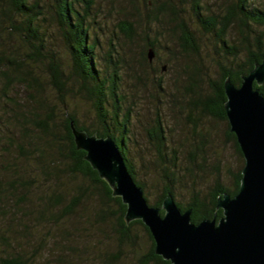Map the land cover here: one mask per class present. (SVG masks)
Returning a JSON list of instances; mask_svg holds the SVG:
<instances>
[{"label":"trees","instance_id":"1","mask_svg":"<svg viewBox=\"0 0 264 264\" xmlns=\"http://www.w3.org/2000/svg\"><path fill=\"white\" fill-rule=\"evenodd\" d=\"M129 1L145 30L140 57L133 55L132 60L153 71V60L167 46L156 38L149 39V24L154 22L157 29L153 32L158 33L167 22L164 17L180 15L181 9L172 0ZM253 3L233 0L222 15H206L198 4L193 5V19L179 22L178 43L188 61L181 65L184 81L179 85L183 96L179 99L180 120L186 130L177 147L169 128L156 115L148 136L156 147L161 187L157 196L150 199L132 158L137 113L128 106L121 85L123 68L127 69L128 63L120 58V44L116 43L119 48L112 42L108 43L106 55H113L114 59L103 61L94 20L95 12L100 10L95 6L96 0H0V220L11 215L5 227L0 225V264H29L31 259L21 252L18 241L13 238L17 243L14 247L9 238L14 224L23 225L27 235L36 232L38 237L39 231L32 249L50 250L56 264H75L64 252L80 247L86 254L85 260L96 259L99 264H119L126 251L132 254L134 264H172L155 253L154 239L140 219L125 221L126 205L84 159L85 151L76 147L71 122L88 134L112 138L133 180L142 187L148 205L160 208L161 214L163 199L170 192L182 211L190 209L194 223L222 215V209L216 207L217 199L223 193L233 196L238 192L244 165L225 113L224 81L230 77L239 86L241 75L248 74L254 63L264 58V8ZM119 10L128 12L124 6ZM231 28H236L242 37L239 44L229 36ZM199 29L215 38L212 50L224 61L219 62L215 78L200 54L194 35ZM118 30L125 41L133 43L136 32L131 24L118 25ZM150 48L154 51L151 60ZM132 76L138 78L137 73ZM154 84L155 102L159 103L158 92H164V88L158 80ZM255 86L264 95V83ZM63 94L90 106L91 121L84 122L71 111L62 100ZM56 101L64 103L63 110ZM172 102H178V98L174 97ZM215 120L224 122L225 135L232 141L239 166L226 184L219 164H214L211 185L205 192L193 188L190 199L183 203L178 193L185 183L184 177L188 175L195 184V177L200 178L208 170L207 142L212 138L205 122L211 125ZM183 152L189 163L185 168L179 162ZM31 220L32 230L25 222ZM78 230L84 233L77 235ZM13 232L24 236L19 230ZM86 232L99 234V240L95 243ZM73 236L86 244L71 242ZM100 240L105 247L95 252L93 246L100 247Z\"/></svg>","mask_w":264,"mask_h":264},{"label":"rangeland","instance_id":"2","mask_svg":"<svg viewBox=\"0 0 264 264\" xmlns=\"http://www.w3.org/2000/svg\"><path fill=\"white\" fill-rule=\"evenodd\" d=\"M164 0H159L158 2H163ZM174 6L176 5L181 10L179 11L180 15H170L164 17V21H167L164 24V28L160 32H153L154 29H157L154 22H151L149 25L151 30L147 31L149 39H158L161 42V45H166V50H161L158 53L157 58L153 60L152 67L153 71L149 68H143L141 62L132 60L133 55L135 58L140 57V53L144 46V36L145 30L143 27L142 20L139 21L138 15L132 10V5L129 0H96V7L100 10L96 11L94 20L96 23L97 36L100 39L99 52L103 61H111L114 59V56L106 55L108 48V43L112 42L113 45L118 46L116 43L120 44L122 49H118L120 58L123 57L128 63V68L124 69V74H122L121 85L122 92L127 96L128 106L132 110L136 111L137 118H134V135L135 144L133 147V163L137 171L138 177L143 179L146 185V190L148 191V196L150 199H153L157 196L159 192L160 184V171H158V161H157V152L156 147L154 146L153 141L149 139L148 132L152 129L156 115L160 116V119L164 121L165 126L169 128V135L172 138L173 143L177 146L180 144V141H183V132L186 130L184 121L182 119V113L180 112V101L183 99L181 95L179 85L183 83L184 79L182 77V66H185L187 59L184 56V53L179 45L178 38L181 34V27L179 26L180 21L189 22L193 19L192 7L193 5H199L200 11L206 15H222L226 13L227 7L231 5L233 0H172ZM255 6L264 8V0H253ZM121 6L126 7L128 12H123L120 9ZM176 21H178L176 23ZM131 24L136 32L133 43L125 41L124 35L119 32L118 25L126 26ZM115 35V36H114ZM195 37L199 43L200 54L204 59L205 66L208 68V72L212 77H217L219 73V62L223 63L224 61L220 60L219 57L212 50L214 43V37L211 35L205 34L201 29L194 32ZM117 36V37H116ZM229 36L232 37L236 44L240 43L242 37L239 35L236 28H231L229 30ZM116 38L118 39L116 41ZM113 39V41H112ZM264 40V39H263ZM58 41V40H57ZM241 47V46H240ZM120 48V47H119ZM214 56V57H213ZM219 59L220 61H216ZM164 65L165 69H162L161 66ZM130 66V67H129ZM168 66V67H167ZM38 71V69H36ZM40 72V71H38ZM132 73H137L138 78H134ZM154 80L160 81L164 92H158V97L160 99L159 103H156V89ZM63 102L68 104V108L71 111H74L78 117L84 121H91L92 109L88 106L83 100L79 98H71L69 94H63ZM174 97L178 98V102H172ZM61 101H56V105L63 110L64 103ZM210 132V137L212 138L207 142L208 146V157L205 161L206 167L208 170L204 171L201 174V177H195L197 180L195 184H192L191 178L189 176L184 177V185L180 188L179 199L186 203L190 197L193 188L205 192L209 185H211L214 180V172L212 173V167L214 164L218 163L220 167V175L223 177V181L228 184L231 181L232 173L239 166L240 160L237 157V154L230 141L225 135V124L222 121H213L211 125L205 122ZM209 125V126H208ZM174 138V139H173ZM175 141V142H174ZM185 144V143H184ZM189 145H187V148ZM192 148V146H191ZM181 149V148H180ZM186 149L184 151L186 152ZM183 152L180 154V165L185 168L189 166L188 159L185 158L186 153ZM197 162L201 163V159L198 158ZM199 191V192H200ZM24 217V216H22ZM11 218V215L4 220H0V225L5 227L4 223L6 220ZM26 219V217H24ZM31 228L34 229V222L25 221ZM13 230H19L24 233V236L18 232H9V238L13 242L14 247L17 246L18 241L21 247V252H24L31 259L29 264H56L54 259V254L49 252L46 248L39 249L38 252H34L32 247L36 244V241L39 237L36 235V232L31 235H27L24 231L25 228L23 225L14 224ZM82 230L76 231L79 234ZM86 234L90 235L93 241L96 243V240H99L97 237H100L99 234L92 235L88 232ZM37 237V239L35 238ZM14 238V240H13ZM73 243H78L82 245L83 240H76L75 236L72 238ZM107 242V238H103ZM141 244H143L144 239L141 236ZM86 241V240H85ZM102 241V240H100ZM102 241L99 244L100 247H95L93 250L99 252L98 248L105 247V243ZM109 242V239H108ZM83 244V245H84ZM49 245H52V241L49 242ZM91 246V245H90ZM89 246V247H90ZM1 248V246H0ZM88 252V250H87ZM2 253V252H1ZM64 255L75 262V264H99L96 259H86V254L84 250L80 247L77 250H68L64 252ZM85 257V258H84ZM119 264H134L132 259V254L128 251L124 252L123 258Z\"/></svg>","mask_w":264,"mask_h":264},{"label":"water","instance_id":"3","mask_svg":"<svg viewBox=\"0 0 264 264\" xmlns=\"http://www.w3.org/2000/svg\"><path fill=\"white\" fill-rule=\"evenodd\" d=\"M153 56L150 48L148 57ZM263 83L264 58L241 75L239 86L230 77L224 81L225 113L244 165L238 192L217 199L222 215L197 223L170 192L161 205L163 214L148 205L112 138L88 134L71 122L76 147L85 151L84 159L126 205L125 221L140 219L154 239L155 253L172 264H264V95L255 86Z\"/></svg>","mask_w":264,"mask_h":264}]
</instances>
